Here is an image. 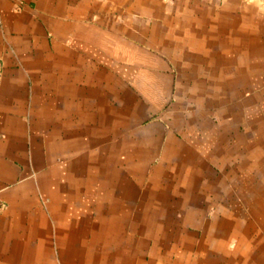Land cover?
Wrapping results in <instances>:
<instances>
[{
    "label": "crops",
    "instance_id": "obj_1",
    "mask_svg": "<svg viewBox=\"0 0 264 264\" xmlns=\"http://www.w3.org/2000/svg\"><path fill=\"white\" fill-rule=\"evenodd\" d=\"M0 264H264V0H0Z\"/></svg>",
    "mask_w": 264,
    "mask_h": 264
}]
</instances>
